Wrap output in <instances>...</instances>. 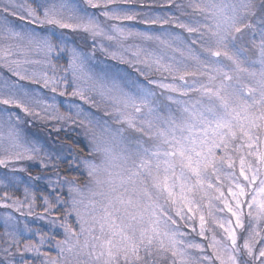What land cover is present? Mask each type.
<instances>
[{"label":"snow or ice","instance_id":"obj_1","mask_svg":"<svg viewBox=\"0 0 264 264\" xmlns=\"http://www.w3.org/2000/svg\"><path fill=\"white\" fill-rule=\"evenodd\" d=\"M130 21L162 31H139ZM57 29L85 34L144 83L92 73L91 57L69 48ZM62 53L68 62L58 68ZM0 66L16 78L0 83L4 168L40 158L11 109L72 119L18 81L60 95L71 85L72 96L109 117L79 121L87 120L89 155L77 165L86 182L58 177L54 191L66 187L67 197L43 198L46 212L63 205L75 216V226L59 224L65 237L57 257L41 252L43 235L25 242L6 213L0 264H29L25 253L44 256L41 264H264V0H0ZM35 203L27 189L24 200L0 196V208L20 215H34ZM182 227L207 244L185 239Z\"/></svg>","mask_w":264,"mask_h":264},{"label":"rangeland","instance_id":"obj_2","mask_svg":"<svg viewBox=\"0 0 264 264\" xmlns=\"http://www.w3.org/2000/svg\"><path fill=\"white\" fill-rule=\"evenodd\" d=\"M77 2H80V0H77ZM148 2L151 3L152 0H148ZM93 10H91L90 12H92ZM98 11L99 10H97V12ZM165 11V8H160L158 6H154L153 8L154 14L163 15ZM100 19H102L103 21V17H101ZM15 23L22 26H26L28 28H35L34 25H24L23 21L15 20ZM107 23L112 22L109 21ZM125 23L139 31H149V29L146 28L151 27L149 25L140 24L135 21ZM169 26L170 25H165L164 27L170 28ZM152 28L157 33L159 31H162L159 26H152ZM170 29L175 33H180L185 38L188 37V34L182 32V30L180 29L172 27ZM35 30L38 32L44 31L43 29L39 28H35ZM154 30L150 29V31ZM56 32L57 35H59L61 32L64 33L63 38L67 41L69 48L75 47L78 49H82L91 57L88 63V67L90 68L92 73L96 75H103L105 73H118L122 76H125L129 80H138L140 83H144V78L139 75L135 68L128 64L122 63L119 60L112 59L111 56H109L105 51H102L100 49L99 43L93 44L92 39H85L84 37L85 41L87 42V44L90 45V47H88L87 44H84V46H80V44L77 45L75 43V40H73V37L76 38V36L79 35L85 36V34L74 33L70 30L60 29H57ZM97 39L99 41L100 38ZM103 43L106 47L110 44V42L106 40H104ZM114 50V48H109V51ZM67 62L68 56L66 54L62 53L59 57L56 58L58 68L65 67L67 65ZM4 79H8L10 82L16 80L15 77L11 76L7 69L0 66V83H2ZM18 83L24 84L29 89H35L39 96L42 97L45 101H47L49 104H52L53 102L55 103L56 107L59 110V114H61L63 117H67L69 114H71L72 119H61L59 121L54 119L44 120L39 117L26 116L19 109H11V111L16 112V114L22 118L23 122L20 125L22 135L28 142H30L32 145L37 146L40 149V158L33 160L25 159L16 162L15 171H13L11 167L4 168L3 166H0V196H2L5 191H7L8 195L11 196L13 199L24 200L25 190L27 189L29 193L34 194L36 197V203L32 209L34 215H20V213L16 212L14 209L0 208V247L3 246L2 242L5 239V229L3 227V220L6 213H11L16 218V220L19 221L18 229L19 234L22 236V239L25 242L31 240L33 243H38L41 235H43L44 244L40 249L41 252L49 253L52 258H56L58 255L56 243L57 241H61L64 239L65 233L64 229L59 226V221L55 220L57 221L56 223H51V221H54L55 219L51 213L54 211V209L60 206L63 209L64 206L59 205L54 207L51 213L46 212L45 205L43 203V198L48 197V195L50 194L54 195V200L56 197H60L62 199L67 197L68 192L66 187H56L54 191V182L58 175L54 173L52 165H56L59 161L72 157L73 150L67 144L56 142L53 136L57 138L58 134L61 132H78V134L83 136L86 140V150L88 153L87 155H89V138L86 133L87 120H85L84 124L81 125L79 122L80 119H82L84 116H87L88 119L92 120H109V117L104 115L103 106L97 108L84 103L78 97L72 96L71 85L69 86L67 94L60 95L59 92L53 93L48 89L41 87L40 85L30 84L27 81H18ZM37 110L39 111L40 109ZM78 110H82V114L80 117H77L75 115ZM51 111L52 110L49 109V112ZM41 115H44V113L42 112ZM113 127H119V125H113ZM41 158L44 159L45 162L49 160L51 161V163L48 164V167H45L41 163ZM63 178L65 177H61V180H63ZM5 185H7V188H5ZM40 186L41 188H39ZM42 188L48 189L49 194L45 196V191L44 189L42 190ZM37 189H40L41 192L36 193ZM62 190L63 192H61ZM37 198H39V202ZM48 199L50 200L49 197ZM22 211L28 212L29 209L27 208V206H25ZM215 215L220 218H224L226 216H229L230 214L226 212H217L215 213ZM40 216H43L44 218L40 219ZM64 219H67L69 223L75 226L74 215H72L71 217L65 215ZM209 220L211 223V218H209ZM25 225H27L30 231H24ZM181 225H183V222H181ZM196 227L198 230V221L196 222ZM182 230L188 233L185 239L192 240L196 243L207 244V241L202 240L199 236H197L196 232H193L190 227H182ZM215 230L217 233V237L219 238L222 234V230L218 227H216ZM47 233L49 234V239L47 237ZM55 235H57L56 238H54ZM193 251L195 252V250ZM208 252L210 253L211 250L209 249ZM24 258L29 261V264H41V261L46 259L44 256L34 255L32 253H25ZM0 259H2V256H0ZM15 259L19 260V255H17Z\"/></svg>","mask_w":264,"mask_h":264},{"label":"trees","instance_id":"obj_3","mask_svg":"<svg viewBox=\"0 0 264 264\" xmlns=\"http://www.w3.org/2000/svg\"><path fill=\"white\" fill-rule=\"evenodd\" d=\"M91 10H93V9H89V11H91ZM93 11L97 12V10H95V9ZM169 27L171 28V26H169ZM146 29H149V31H150V29L154 30L152 28V26L150 28H146ZM78 37H79V39H78ZM84 37L85 36H83V35H79V36H76V38L73 37V40H75V43L77 45L80 44V46H84V44H87V42L85 41ZM87 45H88V47H90L89 44H87ZM53 138L58 143L67 144L73 150V153H72L73 156L72 157H69V158L64 159L62 161H59L56 164L57 167H56L55 170H53L54 173H56L60 179H61V177H67L69 179L76 178L78 180H83V181L86 182V175H85L84 169L77 166L80 160H82L86 156H88L87 155L88 153H87V150H86V140L84 139V137L81 136L80 134H78V132H69V133H62L61 132V133L58 134L57 138H55V136H53ZM58 177H56V179ZM39 188H41V186ZM43 189L45 191L44 195L45 196L48 195L49 194V190L46 189V188H42V190ZM38 192H41V190L37 189L36 193H38ZM61 192H63V190ZM48 197L50 198V200H54V195L53 194L48 195ZM37 200H38V202L40 201L39 198H37ZM51 214L55 218L54 220H57L59 222H61L64 219V217H65V214L63 213V209L61 208V206L56 208V209H54V211ZM47 237L49 239V234L48 233H47ZM56 237H57V235L54 236V238H56Z\"/></svg>","mask_w":264,"mask_h":264}]
</instances>
